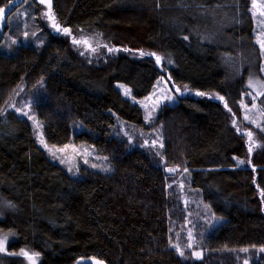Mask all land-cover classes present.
I'll return each mask as SVG.
<instances>
[{
    "label": "trees",
    "instance_id": "16d2710c",
    "mask_svg": "<svg viewBox=\"0 0 264 264\" xmlns=\"http://www.w3.org/2000/svg\"><path fill=\"white\" fill-rule=\"evenodd\" d=\"M12 1L0 0V7ZM249 5L250 0H51L49 14L59 32L44 30L41 47L0 52V233L12 236L6 252L29 250L39 264H235L234 251L264 248V149L251 167H238L237 160L247 163V149L232 123L240 118L250 71L259 74ZM222 12L231 22L228 39L243 48L240 59L224 44L217 22L208 20ZM83 30L115 48L160 54L173 62L167 71L175 86L223 97L180 98L161 109L164 167L153 164L149 151L130 150L116 135L115 119L143 125L142 110L115 85L144 98L160 68L123 53L92 60L67 37ZM6 31L0 32V46ZM227 56L241 63L234 77L226 70ZM20 89L49 145L88 143L110 159L112 173L84 171L74 180L50 163L29 124L7 109ZM167 168L189 170L192 186L225 220L201 261H183L170 248L175 197L167 189ZM0 264L20 263L0 258Z\"/></svg>",
    "mask_w": 264,
    "mask_h": 264
},
{
    "label": "rangeland",
    "instance_id": "374dc122",
    "mask_svg": "<svg viewBox=\"0 0 264 264\" xmlns=\"http://www.w3.org/2000/svg\"><path fill=\"white\" fill-rule=\"evenodd\" d=\"M256 4L258 7L253 8V0H250L248 15L252 22V41L260 52L259 74H257L258 71H250L249 74L251 75H249L250 77L245 82L242 98L239 103L240 118L236 121L232 120L233 126L243 136L247 149V163L243 161L241 164L239 163L240 160L236 161L240 168L251 167L250 161L252 157L264 149V131H262L264 129V95H260V93H264V50L261 49L257 42L258 40H264V16L259 14L261 6H264V0H256ZM5 10L4 18L0 20V32L6 27L7 33L0 46V52L13 53L18 47L23 45L36 48L41 47L45 42L44 30L52 34L59 32L49 18L48 6L45 3H41L40 0H13L5 7ZM208 20L217 22L221 38H224L226 41L224 44L233 48L237 53V59H240V52L243 53V48L240 49L230 42L226 34L227 29L231 27L228 15L223 12L215 13L210 15ZM42 26L43 30L41 29ZM67 37L75 51H85L92 60H101L108 56L123 53L135 60L151 59L160 68L161 76L155 82L151 93L144 98L136 99L128 87L123 84L115 85L122 97L131 102V104L137 105L143 113L142 126L130 124L115 116L116 135L122 136L127 141L130 150L138 148L149 151L153 164L156 166L164 167V160L161 154L163 136L161 127L157 123L161 109L164 106L177 104L180 98L220 100L219 96L215 93L197 95V93L201 92L193 91L186 86H175L170 80L167 71V68H173V62L166 60L160 54L155 53L156 56L161 57L160 63H157L156 56L148 55L154 52L112 47L105 43L99 34L91 30L78 31L67 35ZM73 40L82 42L76 44L73 43ZM83 41H87V43H83ZM101 52L105 53L102 57H100ZM141 52L145 53V55H141ZM224 60L226 70L230 76L234 77L238 70L240 71L241 69V67L238 69L241 64H239L240 61L234 64L231 56L225 57ZM250 82L252 83V87H249ZM7 109L29 124L37 147L45 154L50 163L62 169L70 178L81 180V172L84 171L104 174L112 173L113 166L110 159L105 155L98 154L94 147L88 143H78L72 139L68 144L63 146L49 145L46 142L42 124L32 111L31 101L26 99L22 89L15 94ZM24 113H27V115H24ZM29 117H32V119ZM78 126L77 130H83L81 125ZM248 132L252 133V142L255 145L251 152H249ZM41 138L43 139V143H41ZM168 169H173V171L170 172ZM165 171L168 177L167 189L175 197V205L173 207L175 213L172 215L169 229L170 248L183 261H201L206 255L210 254L207 245L211 234L222 226L225 220L214 215L210 206L204 201L202 192L192 186V174L189 170L167 168ZM189 233H191V238L189 237ZM5 236H7L5 251L0 252V258H12L20 264H30V261L26 257L19 255V253L23 250L32 255L33 252L26 249H22L17 253L6 252L7 241L12 239V236L0 233V238ZM189 244L192 246L188 247ZM173 245L176 247H173ZM177 247L184 253L183 256L177 251ZM260 249L253 248L247 249V251H234L232 253L233 257H231L235 259V264H245V261L248 264H262L264 263V252L260 251ZM194 252L200 253L199 258L193 255ZM217 255L221 259L220 252ZM225 257H228V254H225ZM34 259L35 264H39L37 255ZM82 263L97 264L93 261H83Z\"/></svg>",
    "mask_w": 264,
    "mask_h": 264
},
{
    "label": "snow or ice",
    "instance_id": "6c2138e0",
    "mask_svg": "<svg viewBox=\"0 0 264 264\" xmlns=\"http://www.w3.org/2000/svg\"><path fill=\"white\" fill-rule=\"evenodd\" d=\"M40 2L41 3H45L48 6L49 12L51 11V0H40ZM252 6H253V8H257L258 7L257 4H256V0H253V5ZM5 11H6L5 8L0 7V20H2L4 18ZM259 14L261 16H264V6H261V10H260V13ZM46 15H47V13H46ZM49 18L50 19H54V17H49ZM53 26L56 27L58 31L60 30V28H59L58 25H55L54 24ZM63 31L65 33H70V30L67 29V28H64ZM81 42L82 41L73 40V43H76V44H80ZM257 42L259 43L261 49L264 50V40H258ZM83 43H87V41H83ZM93 51H94V49H93ZM81 54H83V53H81ZM140 54L141 55H145V53H143V52H141ZM148 55L156 56L155 53H149ZM156 61H157V63H160L161 57L160 56H156ZM249 87H252V83L251 82L249 83ZM125 91L127 93V89ZM197 95H204V94L203 93H197ZM260 95H264V93H260ZM219 99L223 100V97H219ZM225 106L227 107V105H225ZM24 115H27V113H24ZM29 118L32 119V117H29ZM262 131H264V129H262ZM247 135L249 137V144H250V146H249V152H251L252 149H253V147L255 145L252 142V133L251 132H248ZM41 143H43V139L42 138H41ZM45 147H47V145H45ZM161 147H162V145H161ZM239 163L242 164L243 161H239ZM168 171L171 172V171H173V169H168ZM261 195L264 196V192H262ZM189 237L191 238V233H189ZM6 240H7V236H5L3 238H0V252L5 251V242H6ZM191 246H192L191 244L188 245V247H191ZM173 247H176V246L173 245ZM177 251L180 253L181 256L184 255V253L182 251H180V249L178 247H177ZM242 251H247V249H242ZM260 251L264 252V248H261ZM19 255H22V256L26 257L30 261V264H35L34 257L36 255H38V254L33 253L32 255H29L28 252L22 250L19 253ZM193 255L196 256L197 258H199L200 253H195L194 252ZM98 264H102V262H98ZM245 264H248V262L245 261Z\"/></svg>",
    "mask_w": 264,
    "mask_h": 264
}]
</instances>
